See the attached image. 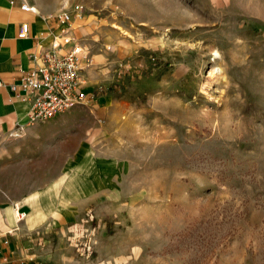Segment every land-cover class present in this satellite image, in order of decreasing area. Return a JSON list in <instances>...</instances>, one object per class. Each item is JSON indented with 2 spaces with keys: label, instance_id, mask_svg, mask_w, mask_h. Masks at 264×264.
Here are the masks:
<instances>
[{
  "label": "rangeland",
  "instance_id": "1",
  "mask_svg": "<svg viewBox=\"0 0 264 264\" xmlns=\"http://www.w3.org/2000/svg\"><path fill=\"white\" fill-rule=\"evenodd\" d=\"M69 1L85 98L0 138V212L95 169L0 264H264V0Z\"/></svg>",
  "mask_w": 264,
  "mask_h": 264
},
{
  "label": "crops",
  "instance_id": "2",
  "mask_svg": "<svg viewBox=\"0 0 264 264\" xmlns=\"http://www.w3.org/2000/svg\"><path fill=\"white\" fill-rule=\"evenodd\" d=\"M24 4L36 8V11L23 8ZM69 5V0H0V81L3 82L0 86V138L3 139L7 135L20 132L19 125H25L27 122L30 102L24 97L25 92L21 86L22 78L30 68L35 66L36 62H41L43 54L52 47L53 40L65 31H68L75 38L79 33L88 32L89 27L83 24L80 17L65 23L49 17L53 13L66 10ZM24 23L29 25L27 37L20 36ZM68 48H70V45ZM12 85L16 86L15 90L12 89ZM99 105L100 103L93 104L97 111L100 108ZM100 117H97V119L102 122ZM67 118L68 116L63 117L61 121H65ZM34 126L35 124L29 126L26 133L34 134L36 130ZM106 159L99 163L100 166L97 171L102 172L110 167V158ZM95 165L96 162L93 166ZM93 166L88 171L84 169L82 171L83 175L88 176L95 169ZM70 171L71 169L63 174V168L62 173L54 180V183H52L51 178L46 183L45 178L42 177V183L35 185V188L21 194L20 197L5 206L0 212V253L8 251L16 253L18 256H24L26 251L33 248L32 246L28 247L33 239H20L21 234L25 236L43 224L37 221V217H32L35 213L26 201L31 195L39 194L36 197V202L44 208L41 209V217L44 216L43 221L45 217L48 219L51 214L55 219L60 218L62 207L60 198L64 197L68 203V194L71 193L66 189L70 184L68 180ZM58 182L63 183L59 195L54 191V187ZM49 186L51 189H49ZM75 186L77 187V185ZM81 186L82 191H84L87 186H90L89 181L85 178ZM75 194L76 196H82V193L77 194V189ZM17 202H20L19 207H24L29 212L25 214L26 222L22 225V228L17 229L20 230L16 232L17 237L7 239L8 232L16 230L18 220L16 209L7 210L6 208L8 206L14 207ZM49 203H55V206L53 208L49 207ZM27 256L30 255L27 254Z\"/></svg>",
  "mask_w": 264,
  "mask_h": 264
},
{
  "label": "built area",
  "instance_id": "3",
  "mask_svg": "<svg viewBox=\"0 0 264 264\" xmlns=\"http://www.w3.org/2000/svg\"><path fill=\"white\" fill-rule=\"evenodd\" d=\"M23 8L36 11V8L27 4H24ZM76 12V15H79L83 8L77 7ZM49 17L65 23L73 20L74 13L63 11L53 13ZM28 32L29 25L24 23L20 36L27 37ZM84 48L78 38L65 31L53 40L52 47L43 54L41 62H36L22 78L21 86L25 92L24 97L30 102V108L27 122L25 125H19L21 131L26 125L46 122L83 103L85 69L82 61L88 60ZM2 84L0 81V86ZM12 89L15 90L16 86L12 85ZM16 214L17 220L21 221L26 213L17 211Z\"/></svg>",
  "mask_w": 264,
  "mask_h": 264
},
{
  "label": "bare ground",
  "instance_id": "4",
  "mask_svg": "<svg viewBox=\"0 0 264 264\" xmlns=\"http://www.w3.org/2000/svg\"><path fill=\"white\" fill-rule=\"evenodd\" d=\"M218 53H215V56H217ZM90 163V158L87 159V161L81 166L79 167V169L75 172H72L69 176H68V180L70 181L69 186L66 187L67 190H70V192L76 191V189H79V187L81 186V180H82V171L84 169H86L87 165ZM77 185V187L75 186ZM37 195H33L31 198H28L26 201L31 205L32 207V211H34L35 215L32 217H37V221L39 223H41L43 221V217H41L42 215V208L40 207V205L36 202L37 201ZM31 214V213H30ZM31 216V215H30Z\"/></svg>",
  "mask_w": 264,
  "mask_h": 264
},
{
  "label": "trees",
  "instance_id": "5",
  "mask_svg": "<svg viewBox=\"0 0 264 264\" xmlns=\"http://www.w3.org/2000/svg\"><path fill=\"white\" fill-rule=\"evenodd\" d=\"M24 264H36V263L30 262V263H24Z\"/></svg>",
  "mask_w": 264,
  "mask_h": 264
}]
</instances>
